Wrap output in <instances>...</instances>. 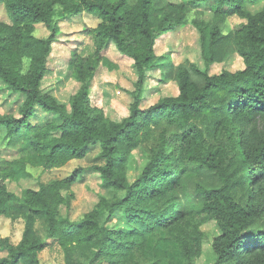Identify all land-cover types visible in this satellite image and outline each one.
I'll return each instance as SVG.
<instances>
[{
	"label": "trees",
	"instance_id": "16d2710c",
	"mask_svg": "<svg viewBox=\"0 0 264 264\" xmlns=\"http://www.w3.org/2000/svg\"><path fill=\"white\" fill-rule=\"evenodd\" d=\"M157 1L0 0L11 21H0V81L25 96L17 114L0 113V128L8 138L29 135L20 158L0 164V217L11 215L14 204L21 203L25 221L18 245L0 240L6 250L0 264H41L48 241L62 248L65 264H192L202 251L200 225L206 221H215L221 232L212 242L215 264H264V7L256 14L245 9L264 0L174 2L161 16ZM190 7L201 13L212 10L213 18L190 21ZM84 12L100 22L82 29V35L92 38L91 54L68 49L64 69L81 81L68 112L41 87L62 44L61 22ZM233 15L245 22L224 33ZM188 24L202 43L210 26L206 70L188 59L178 64L172 59L178 94L162 92L154 105L143 109L147 73L162 64L155 52L157 41ZM37 25H44L48 35H35ZM230 46L237 49L244 68L211 75L210 66ZM112 48L129 59L137 73L129 114L121 120L108 118L91 98ZM37 106L58 114L62 122L32 124ZM97 148L101 163L93 168L116 194L102 197L80 220L63 217L62 210L72 205V188L83 176L82 167L28 189L23 200L7 186L18 169L60 168ZM138 150L145 162L131 182L128 164ZM191 166L215 172L220 181L197 184L194 192L200 203L193 212L184 210L175 180ZM117 216L125 218V226L112 225ZM84 248L89 249L86 262L79 255Z\"/></svg>",
	"mask_w": 264,
	"mask_h": 264
},
{
	"label": "rangeland",
	"instance_id": "374dc122",
	"mask_svg": "<svg viewBox=\"0 0 264 264\" xmlns=\"http://www.w3.org/2000/svg\"><path fill=\"white\" fill-rule=\"evenodd\" d=\"M189 0H158L156 2L157 15L161 16L169 9L170 3H181ZM264 7V1L246 5V11L256 14ZM192 8V7H190ZM189 13L190 21L193 19L209 21L213 18L212 10H203L201 13L196 8ZM0 21L11 23L5 10L0 7ZM100 20L88 12H84L81 17L72 21H62V33L59 39L62 41L54 51L52 61L50 62V72H48L42 81V93L52 95L60 104H64L71 111V102L75 93L81 87V81L67 71H65V61L69 56V48L78 47L82 55L91 54L94 50L93 41L90 37L82 35L83 26L95 27ZM245 20L237 15L230 16L223 28L224 33L236 29ZM48 30L44 25H37L35 35L45 37ZM210 44V26L206 27V39L202 43L200 34L191 24L184 25L175 34L166 35L160 38L155 46V52L161 58L164 66L162 73L153 70L155 75H150L147 79L149 88L145 91L141 107L143 109L154 105L162 95V92L174 93L177 83L174 81L175 66L172 59L178 64L182 60H189L196 64L201 70H206V59L211 57L209 51ZM111 59L105 64L99 80L92 89V104L104 108L106 116L112 120H121L129 114L132 103L131 93L136 89L137 76L131 61L120 57L115 48L108 52ZM244 68V62L235 47H228L221 60L210 66L209 73L220 74L223 71H237ZM163 69V67H162ZM156 72V73H155ZM162 81H161V79ZM193 78L203 83L200 76L193 74ZM175 94V93H174ZM25 96L21 93H15L7 88V85L0 81V113L17 114V109L22 105ZM32 124L45 125L47 123H61L62 120L58 114H52L43 111L39 106L36 107V113L30 121ZM29 144V135L27 132L15 138H8L5 129L0 128V164L7 161L19 159L21 151ZM97 148L84 159H73L60 168L43 169L41 167L27 166L25 169H18L17 175L9 179L6 183L8 188L15 192L23 200L28 189H39L41 183L51 180L63 179L70 176L75 169L82 167L83 176L72 188V205L69 210L63 209L62 216L70 217L71 220H80L83 215L90 212L102 197L112 198L116 192L113 189L106 188L103 184L101 173L93 168L98 160ZM142 151L133 153L128 164L127 176L133 182L140 174L143 166ZM177 181V193L184 204V210L195 211L199 206L200 198L196 195L195 188L198 183L206 185H217L220 183L215 172L208 170H199L189 167L184 174L175 177ZM119 196L123 192H117ZM197 212V211H196ZM24 208L21 203L14 204L11 215L0 217V240H7L13 245H18L23 238L25 221L23 218ZM126 220L121 216L113 220V226H125ZM41 226H43L41 224ZM201 232L204 233L201 254L194 258L192 264H215L216 254L212 248V242L220 229L215 221H206L200 225ZM89 249L84 248V253L79 254L82 261H87ZM6 255V250L0 248V257ZM41 264H65L67 257L62 248L54 241H48L45 249L40 253ZM178 263V262H177Z\"/></svg>",
	"mask_w": 264,
	"mask_h": 264
},
{
	"label": "crops",
	"instance_id": "0c3cea01",
	"mask_svg": "<svg viewBox=\"0 0 264 264\" xmlns=\"http://www.w3.org/2000/svg\"><path fill=\"white\" fill-rule=\"evenodd\" d=\"M132 63V62H131ZM133 65V64H132ZM134 67V66H133ZM162 67H163V69H162ZM155 70H157V71H159V73L161 74L162 73V79L164 80V77H163V73H164V71H165V69H164V66H163V64H161V67H159L158 69H155ZM153 71V70H152ZM152 71H149L148 73H147V75H148V77L150 76V75H155ZM135 73H136V70H135ZM156 73V72H155ZM136 76H137V73H136ZM160 78V79H161ZM162 79H161V81H162ZM148 80V79H147ZM178 92H179V88H178V86L176 87V90H175V94L174 93H171V94H174V95H176V94H178ZM145 94V93H144ZM143 100V99H142Z\"/></svg>",
	"mask_w": 264,
	"mask_h": 264
}]
</instances>
